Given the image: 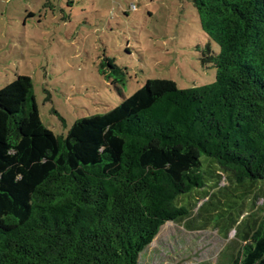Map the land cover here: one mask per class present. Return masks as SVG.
Segmentation results:
<instances>
[{"label": "trees", "instance_id": "trees-1", "mask_svg": "<svg viewBox=\"0 0 264 264\" xmlns=\"http://www.w3.org/2000/svg\"><path fill=\"white\" fill-rule=\"evenodd\" d=\"M190 1L219 47L201 59L210 84L153 78L125 96L126 71L103 56L122 99L66 135L42 123L29 76L0 89V264H138L166 222L196 208L236 229L244 244L229 264H264V218L242 213L264 180V0ZM198 191L200 206L181 202Z\"/></svg>", "mask_w": 264, "mask_h": 264}, {"label": "rangeland", "instance_id": "rangeland-1", "mask_svg": "<svg viewBox=\"0 0 264 264\" xmlns=\"http://www.w3.org/2000/svg\"><path fill=\"white\" fill-rule=\"evenodd\" d=\"M207 43L218 52L190 0H0V89L17 75L29 76L42 123L66 135L76 119L104 113L122 99L112 69H100L103 56L126 71L121 91L130 96L147 79H171L182 89L214 82L215 67L201 61ZM259 182L252 189L254 207L251 194L242 209L257 221L264 218ZM198 192L182 195L181 202L199 199L200 206L206 199ZM218 197L222 205L229 200ZM200 212L166 222L138 264H229L244 243L235 228L225 234L205 224Z\"/></svg>", "mask_w": 264, "mask_h": 264}]
</instances>
